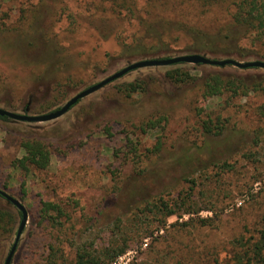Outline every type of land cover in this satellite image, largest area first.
Here are the masks:
<instances>
[{"label":"rangeland","instance_id":"1","mask_svg":"<svg viewBox=\"0 0 264 264\" xmlns=\"http://www.w3.org/2000/svg\"><path fill=\"white\" fill-rule=\"evenodd\" d=\"M231 12L229 0L207 7L192 0H115L113 7L107 0H0V107L32 115L58 108L126 65L107 55L136 38L141 20L167 28L166 54L173 56L187 53L181 23L218 29ZM241 43L254 51L247 59L264 61V37ZM175 68L188 74L178 84L164 80ZM212 75L264 84L258 68L147 67L82 98L57 119L0 120V189L27 210L10 264H72L81 245L97 252L125 246L110 264H226L239 240L264 229V91L205 98L202 83ZM136 81L144 89L128 91ZM207 115L220 116L221 133H201ZM24 138L51 151L44 169L26 175L12 165ZM224 161L231 171L217 167ZM186 179L196 183L194 213L161 225L139 212L161 193L175 198L187 191ZM42 201L59 204L67 218L55 226L42 220ZM0 211L10 216L0 228L2 264L20 215L3 198ZM200 218L207 225L196 224Z\"/></svg>","mask_w":264,"mask_h":264},{"label":"trees","instance_id":"2","mask_svg":"<svg viewBox=\"0 0 264 264\" xmlns=\"http://www.w3.org/2000/svg\"><path fill=\"white\" fill-rule=\"evenodd\" d=\"M192 1L207 7L223 0ZM229 1L232 6V12L218 29H208L192 24L183 25L181 23V29L184 30L186 39V45L183 48L185 52L208 54L214 57H237L239 59H247L254 56V51L242 45L241 41L249 39L254 43L263 39L264 0ZM107 3L113 7L115 5V0H107ZM166 30L167 28L165 27L164 30L161 29V31H159L150 20L148 22L141 20L137 30L140 32H138L136 38L129 44L123 42L117 54H109L107 57L111 59H113V57H118V59L122 61H127L156 57L158 55L167 56L166 53L171 49V44L170 41L163 36L164 33L167 32ZM30 35L32 36V34ZM34 36L33 34L32 38H35ZM21 42H23V40ZM27 45L30 47L34 46L33 43ZM256 55L259 54L257 53ZM29 62L28 60V64ZM187 75L186 72H183L179 68L169 69L164 73V80L173 84H178V82L182 81ZM144 87L145 83L142 81L129 82L126 85L128 91H136L137 89L143 90ZM250 91H264V84L259 82L250 83L241 78H225L219 75H212L207 77L202 83L201 93L205 98L214 96L220 97L225 93H229V95L235 97L245 96ZM0 120L6 122L12 121L5 116L0 117ZM146 125L154 124L148 121ZM223 126L224 123L220 116L212 117L207 115L205 119H201L199 122L201 133L207 135H217L221 133ZM19 148L22 151V155L13 160L12 165L25 175L31 170L44 169L50 161V149L45 143L37 139H21ZM243 155L245 157L249 156L247 153ZM217 167L224 171H231L233 169V165L228 163V161L222 162ZM186 182L190 185L187 191L178 194L175 198H166L163 196L166 194L161 193L155 197V199L153 198L152 200L145 201L139 212L142 215L151 214L154 218L160 219L159 222L161 225L172 216L194 213L192 207L196 205V202L194 200L195 196L193 191L196 183L191 179H186ZM202 209L203 208H198V211ZM198 211L196 210L195 212ZM38 212L41 219L46 220V222L52 226L60 225V220L62 218H67L62 207L54 202L42 201L38 208ZM6 216H9V214L0 211V228L3 227L1 223L6 219ZM206 221L207 219L200 218L195 223L204 226L207 225ZM237 243L240 247L232 251L226 264H264V229L259 230L255 236H250L244 240L241 239ZM125 249V246L122 248H111V246H109L101 250V252H97L86 245H81L76 248L75 258L72 264H110L115 258L123 254ZM48 261L47 264H66L64 260L60 263L56 260L49 259Z\"/></svg>","mask_w":264,"mask_h":264},{"label":"water","instance_id":"3","mask_svg":"<svg viewBox=\"0 0 264 264\" xmlns=\"http://www.w3.org/2000/svg\"><path fill=\"white\" fill-rule=\"evenodd\" d=\"M176 64H191V65H209L217 67L232 66L241 70L246 69H264V61L259 59H239L233 57H214L208 54L200 53H183L178 55H167L162 56L158 55L156 57H147L144 59L136 60H127L126 65L120 67L118 70L105 75L102 79L96 81L93 84L88 85L87 87L77 91L69 99H67L62 105L58 108L49 111L43 114H27V113H18L6 108L0 107V117H7L15 122H47L61 117L65 114L72 106H74L82 98L100 90L102 87L107 84L123 77L127 73L147 67H161V66H171ZM0 197L3 198L8 204L15 207L20 215V221L18 228L16 230L15 238L13 243L4 258L2 264H10L12 256L17 247L18 239L20 234L26 224L27 220V210L21 201L6 191L0 189Z\"/></svg>","mask_w":264,"mask_h":264}]
</instances>
